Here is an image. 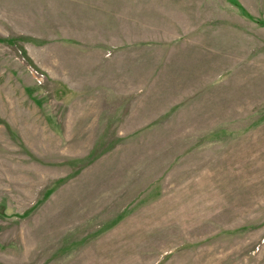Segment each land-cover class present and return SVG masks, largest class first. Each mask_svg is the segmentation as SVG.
Returning <instances> with one entry per match:
<instances>
[{
	"label": "rangeland",
	"instance_id": "1",
	"mask_svg": "<svg viewBox=\"0 0 264 264\" xmlns=\"http://www.w3.org/2000/svg\"><path fill=\"white\" fill-rule=\"evenodd\" d=\"M0 264H264V0H0Z\"/></svg>",
	"mask_w": 264,
	"mask_h": 264
}]
</instances>
